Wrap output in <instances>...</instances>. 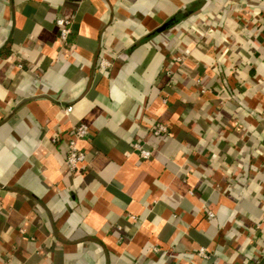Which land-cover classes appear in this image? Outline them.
<instances>
[{
	"label": "crops",
	"instance_id": "obj_1",
	"mask_svg": "<svg viewBox=\"0 0 264 264\" xmlns=\"http://www.w3.org/2000/svg\"><path fill=\"white\" fill-rule=\"evenodd\" d=\"M0 264H264V0H0Z\"/></svg>",
	"mask_w": 264,
	"mask_h": 264
},
{
	"label": "built area",
	"instance_id": "obj_2",
	"mask_svg": "<svg viewBox=\"0 0 264 264\" xmlns=\"http://www.w3.org/2000/svg\"><path fill=\"white\" fill-rule=\"evenodd\" d=\"M55 24L58 28V39L63 46L67 45V39L70 33L71 20L69 16L60 15L56 18ZM110 66V62L105 58L101 57L99 61L100 69L104 70ZM71 108L67 107L65 110L68 112ZM152 132L155 135L167 134L168 128L163 123H157L153 126ZM90 134L89 126L85 123L78 124L74 131L73 136L66 142V155L65 165L70 171H76L79 165L86 161V153L78 147V141L88 137ZM56 138L53 139L55 141ZM133 148L137 151L141 158L147 159L151 156V150L144 147L143 144L135 142ZM206 250L200 248L197 254L205 256Z\"/></svg>",
	"mask_w": 264,
	"mask_h": 264
}]
</instances>
